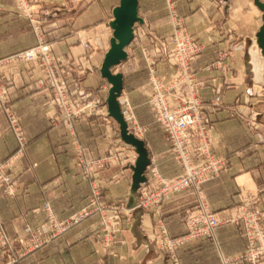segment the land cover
Here are the masks:
<instances>
[{"label": "crops", "instance_id": "crops-1", "mask_svg": "<svg viewBox=\"0 0 264 264\" xmlns=\"http://www.w3.org/2000/svg\"><path fill=\"white\" fill-rule=\"evenodd\" d=\"M251 1L138 0L142 23L135 26L134 38L126 49L127 59L115 68L123 75L119 100L130 103L142 127L137 137L148 150L150 163L146 171L154 165L162 175L172 177L182 168L149 105L151 89L145 55L150 57L159 75L168 76L176 71L168 53L175 19L203 45L202 53L192 62V69L203 87V111L211 126L210 150L227 161L220 173L201 185L200 191L221 222L211 237L182 242L176 249L175 261L156 247V218L159 215L171 236H182L185 231L181 216L199 200L194 189L170 197L161 205L158 215L134 209L132 218L128 219L120 211L115 214L113 208L119 203L129 209L137 201L129 168L137 155L122 142L118 124L108 115L105 97L109 84L100 75L112 37V11L119 0L31 2V19L42 26L45 43L51 48L59 72L64 73L71 100L85 103L97 96L105 113L79 114L71 122L73 133L70 134L65 121L68 112L51 103L52 88L45 82L37 62L14 61L0 70V84L26 139L23 154L13 167L16 194L7 196L0 188V222L13 243L14 264H247L239 259L247 246L244 227L232 218L244 196L254 197L253 207L264 212V97L251 98L243 92L244 75L240 66L243 42L234 37V25L240 24V11L243 6L248 8ZM260 16L258 10L254 15L259 20L254 38L261 25ZM31 19L19 11L16 0H0V60L37 44ZM231 24L233 28H227ZM230 46L229 54L235 61L228 64L224 79L222 67L217 65L219 55L228 56ZM258 61V74L253 68L257 79L264 62L259 57ZM227 74L236 75L235 84L228 85L227 78L232 77ZM217 88H221L219 98L225 103L221 108L212 103ZM239 91H242L240 96ZM238 96L240 106L235 105ZM233 109L241 112L240 116L233 115ZM77 147L86 161L124 148L130 153V165L113 162L88 176L83 164L80 166L76 161ZM16 151L15 133L0 110V163ZM241 183L251 186V192ZM94 184L98 185V192L93 193ZM44 204L50 205L49 212ZM88 210L86 216L71 223L72 217ZM50 216L57 226L51 225ZM108 222L113 227L121 224V229L114 242L104 247L103 239L110 237L103 228ZM59 225H65V230H58ZM8 258L0 251V264Z\"/></svg>", "mask_w": 264, "mask_h": 264}, {"label": "built area", "instance_id": "built-area-1", "mask_svg": "<svg viewBox=\"0 0 264 264\" xmlns=\"http://www.w3.org/2000/svg\"><path fill=\"white\" fill-rule=\"evenodd\" d=\"M33 1L16 0L19 11L29 19L33 18L32 9L30 8ZM31 22L37 36V44L15 56L1 59L0 70L14 61L22 60L25 62L41 61L44 66L49 67L43 66L45 72L48 71L49 74L53 70L56 72L55 66L51 64L53 55L51 48L45 43L42 26L37 20L31 19ZM137 24L139 23H136L135 26ZM173 26L171 47L168 53H170L171 58L174 60L176 71L168 76L159 75L150 57L145 55V59L149 65L148 83L151 89L149 105L156 122L166 133L171 145V151L175 155L182 171L175 176L167 177L162 175L158 168L152 165L146 171L144 181L137 188L138 199L135 206L129 209H124L119 203L115 206L117 211L125 213L128 219L132 218V211L134 209L151 211L158 215L161 205L170 197L186 189H194L198 193L199 200L194 208L186 210L181 216L185 231L182 236H171L159 215L156 218V247L161 253L167 255L172 261H175L176 249L182 242L209 238L220 224L221 221L203 199L200 189L205 181L214 178L224 169L227 160L213 154L210 150L209 131L211 126L205 120L203 111V95L201 92L203 87L192 69V62L202 53L203 45L187 31L178 19L173 21ZM84 46L87 45L84 44ZM222 55L225 56L226 54L222 53L220 55L218 67H222V64H224ZM51 86L53 88L51 103L62 106L64 109L66 108L68 112L67 116H77L80 113H105L99 107V98H96V102L90 105H76L77 108L75 109V104L61 81H56ZM213 93L212 103L214 106H217L219 88ZM8 101L9 99L4 88L0 84V110L6 114L17 140L16 154L0 163V188L4 194L12 197L15 195L17 189L13 175V164L14 160L23 154L26 139L18 126V120ZM120 102L125 120L128 123L129 132L136 137L140 136L142 127L138 125L130 103L126 99ZM71 104L73 106H69ZM65 121H67L69 133L72 134L71 117H66ZM103 161L104 157L93 161L90 166L87 165L86 171L91 173L93 171L92 168H101L104 165ZM244 201L245 199L241 200L232 218L233 221L243 224L244 235L247 238L246 251L239 259L245 260L247 264H264V212L249 206ZM44 206L49 212L50 205L44 204ZM88 213L89 210L78 217H72L71 223L76 222ZM49 221L52 226H57L54 217L50 216ZM119 229L120 226H116L115 231ZM58 230H65V225H59ZM13 249V243L0 222V251L7 253L9 257L4 264H14L15 259L11 257Z\"/></svg>", "mask_w": 264, "mask_h": 264}, {"label": "water", "instance_id": "water-1", "mask_svg": "<svg viewBox=\"0 0 264 264\" xmlns=\"http://www.w3.org/2000/svg\"><path fill=\"white\" fill-rule=\"evenodd\" d=\"M252 1L261 14V25L255 34V42L264 59V0ZM112 15L113 20L110 24L112 37L100 67V75L109 84L106 98L108 115L118 124L122 142L131 146L137 155L134 164L129 167L132 170V186L137 190L145 179V171L150 159L144 141L128 130L119 102L123 89V75L120 72H113V69L127 59L126 49L134 38V26L136 23H142V19L138 16V0H119Z\"/></svg>", "mask_w": 264, "mask_h": 264}, {"label": "rangeland", "instance_id": "rangeland-1", "mask_svg": "<svg viewBox=\"0 0 264 264\" xmlns=\"http://www.w3.org/2000/svg\"><path fill=\"white\" fill-rule=\"evenodd\" d=\"M252 2V1H251ZM244 7V9L242 10V11H240V15H239V20H238V22L240 23V24H236V25H234V28H235V30H236V34H234V37L235 38H237L238 39V41L239 42H243V46H242V50L241 51H243V55L241 56V58H240V62H241V64H240V66L242 67V74L244 75L243 76V84H244V87H243V92H245V95H247L248 97H251V98H259V97H264V62H261V75H260V78L259 79H257L256 77H255V73H254V71H253V65H252V62H251V52L252 51H256L257 52V56L259 57V59H260V61H264V60H261L262 58H261V55H260V51H259V49H258V47H257V44H256V42H255V38H254V36H253V32H254V30H255V28H256V24L259 22V20H257V18H254V15L255 14H257V12H258V9L253 5V3H251V5L247 8L246 6H243ZM232 25V24H231ZM227 28H230V29H232L233 28V25L232 26H229V27H227ZM237 41V40H236ZM234 42V43H237V42ZM47 44V43H46ZM229 51H231V46L229 47V49H227V53H228V56L230 57L229 59H227L226 57H228L227 56V54L225 55V56H221L222 57V59L223 60H228V61H226L224 64H222V72H223V77H224V79H226V73L228 72V70H229V65L228 64H230L231 63V61H235V58H232L233 57V55H231V54H229ZM250 53V54H249ZM245 54H247V58L245 59L244 58V56H245ZM221 55V54H220ZM220 55H219V57H220ZM250 55V56H249ZM232 56V57H231ZM224 58H226V59H224ZM22 61V60H21ZM20 61V62H21ZM17 62H19V61H17ZM22 62H25V61H22ZM26 62H29V61H26ZM32 62H37L38 64H39V66H40V68H41V70L43 71V78H44V80H45V82H47V84H49V86L52 88V86L51 85H53V84H55V82L57 81V82H59V81H61V83H63L64 85H65V87H66V89H67V91L69 92V96H70V98H71V92L69 91V89L67 88V85L65 84V82H64V77H63V75H64V73H60L59 72V70L60 69H58L57 67V64H56V60H55V58L53 57L52 58V60H51V64L52 65H54L55 66V68H56V72H54V70H53V72L51 73V74H49L48 73V71L47 72H45V70H44V67H46V66H44L42 63H41V61H32ZM48 63H50L49 61H47ZM228 62V63H227ZM245 62H248V67H246L245 66ZM251 62V63H250ZM12 64V63H11ZM44 66V67H43ZM52 69H53V67L52 66H50ZM46 68H49V67H46ZM115 68H116V66L114 67V69H113V72H116L115 71ZM46 75L48 76L47 78H46ZM227 75H229V74H227ZM229 77H232L231 79H228L227 78V80H228V85H230L232 82H233V84H235L234 82H236V75L235 76H230L229 75ZM257 79V80H256ZM227 82V81H226ZM232 84V85H233ZM236 86H237V84H236ZM108 90H109V86H107V92H108ZM235 90H236V88H235ZM241 93H242V91H239L238 92V94H239V96L241 95ZM108 94V93H107ZM221 94V88H219V95ZM218 95V96H219ZM238 96V99L235 101V105H242L241 104V97H239ZM53 98V88H52V94H51V99ZM96 98H97V96H96ZM96 98H94L93 100H90V101H88V102H85V103H79V101L76 99L75 100V102H74V108L76 109L77 107H76V105H85V104H87V105H90V104H92L93 102H96L95 100H96ZM106 98L107 97H105V100H106ZM101 99V98H100ZM120 102V101H119ZM225 103L223 102V100L222 99H220L219 98V101H218V105H217V107L218 108H221L223 105H224ZM11 109H12V107H11ZM12 111H13V109H12ZM232 112H233V115H238V116H240V113L241 112H239L238 110H236V109H233L232 110ZM13 113H14V111H13ZM5 114V113H4ZM80 114H83V113H80ZM85 114H87V113H85ZM6 115V114H5ZM14 115H15V117H16V119H17V115L14 113ZM78 116V115H77ZM77 116H66V117H71V119H72V122H73V120L74 119H76V117ZM125 117V116H124ZM8 119V118H7ZM8 122H9V120H8ZM138 123V122H137ZM127 125H128V123H127ZM139 125V124H138ZM9 126H10V124H9ZM140 126V125H139ZM141 127V126H140ZM11 128V127H10ZM12 129V128H11ZM15 137H16V135H15ZM139 138V137H138ZM125 144V143H124ZM127 145V144H126ZM123 146H125V145H123ZM129 146V145H128ZM124 148H126L127 150H131L130 149V147H127V146H125ZM124 148H122V149H120L118 152H116V153H110V152H106V154L103 156L104 157V165L101 167V168H92V172L91 173H88L87 171H86V167H87V165L88 166H90V164H92L93 163V161H96V160H98V159H100V158H98V159H96V160H91V161H86V160H84V157H83V154H82V150H81V148L80 147H77L76 149H75V154H76V158H77V162H78V164L81 166L82 164H83V170H84V173L86 174V175H88V176H90V175H92V173L93 172H95L96 170H99V169H103V168H107L110 164H112L113 162H116V163H118V162H121V164H123V165H127V164H129L130 165V153L129 152H127V150H125ZM17 152V151H16ZM102 158V157H101ZM17 159V158H16ZM16 159L14 160V164H15V161H16ZM14 164H13V167H14ZM131 165H133V164H131ZM13 175H14V173H13ZM14 181L16 182V186H17V181H16V179L14 178ZM241 185L246 189V191L248 192V191H250L251 192V190L250 189H252L251 188V186H245L243 183H241ZM18 187V186H17ZM16 187V188H17ZM248 188V189H247ZM93 193H94V191L96 192L97 191V189H98V185L97 184H94V186H93ZM17 190V189H16ZM98 192V191H97ZM16 194V193H15ZM137 199H138V193H137ZM243 199H245V201L244 202H246V203H248L249 204V206H251V207H253L254 205H253V202H254V200H255V198L254 197H252L251 195L250 196H244V198ZM137 202V201H136ZM122 206H123V208H124V204H121ZM45 207V206H44ZM114 208V210L118 213V211H117V209H116V206L115 207H113ZM118 226H120V229H121V224L120 225H118ZM104 230H105V232H106V230L109 232V234H110V237H108V238H106L105 237V239H103V242H104V244H105V246L104 247H108L109 245H111L113 242H114V237L118 234L117 232L120 230H117V231H115V229H116V227H113L109 222L107 223V225H105L104 227ZM108 234V235H109ZM8 236V235H7ZM9 237V236H8ZM246 237V236H245ZM247 239V238H246ZM11 240V239H10ZM4 254V256H7V253H3Z\"/></svg>", "mask_w": 264, "mask_h": 264}, {"label": "bare ground", "instance_id": "bare-ground-1", "mask_svg": "<svg viewBox=\"0 0 264 264\" xmlns=\"http://www.w3.org/2000/svg\"><path fill=\"white\" fill-rule=\"evenodd\" d=\"M252 63H253V68H254L256 74H258L257 71H259V69H260V63L258 61L256 51H252Z\"/></svg>", "mask_w": 264, "mask_h": 264}]
</instances>
